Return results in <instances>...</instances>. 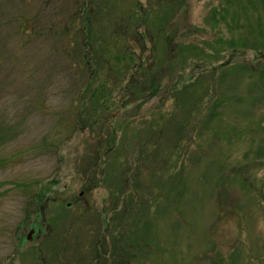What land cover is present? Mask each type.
Returning a JSON list of instances; mask_svg holds the SVG:
<instances>
[{"label": "rangeland", "instance_id": "obj_1", "mask_svg": "<svg viewBox=\"0 0 264 264\" xmlns=\"http://www.w3.org/2000/svg\"><path fill=\"white\" fill-rule=\"evenodd\" d=\"M248 2L0 0V264H264Z\"/></svg>", "mask_w": 264, "mask_h": 264}, {"label": "trees", "instance_id": "obj_2", "mask_svg": "<svg viewBox=\"0 0 264 264\" xmlns=\"http://www.w3.org/2000/svg\"><path fill=\"white\" fill-rule=\"evenodd\" d=\"M174 2V1H173ZM170 4V3H169ZM248 4L250 5V7L254 10V15L258 18V19H260L261 20V17H263L264 18V0H249V2H248ZM157 6V5H156ZM106 11L107 13H111L112 11H113V6H107L106 7V9H105V7H103V8H100V10H99V12L101 13V12H103V11ZM146 11V10H145ZM94 15L93 16H95L96 15V13H93ZM124 21H125V19H123V18H121V19H118L117 21H112V25L114 26V29L110 32V37H109V40H110V42L112 43V45H113V47L115 48V49H117V37H116V34H117V29L118 28H127L126 26H124ZM168 19H167V17H163L162 18V24H164L163 26H161V27H165V26H167L168 25ZM167 22V23H166ZM161 24V25H162ZM164 31L165 30H159L158 31V33H159V35H160V37L166 42V43H168L169 42V40L168 39H165L164 38ZM261 35V34H260ZM260 35H259V37H257V38H255L254 39V43L253 44H259V43H261L260 45H263L264 46V39H262V38H260ZM99 39V43H100V51H103L106 47H107V44H108V41L109 40H104V41H101V37L100 38H98ZM123 39V38H122ZM129 48H130V46L128 45V44H125V50L127 51V53H128V55L129 56H132L133 55V53L132 52H134V51H130L129 50ZM104 59H102V61H103ZM86 59H85V62H84V64H86ZM157 73V72H156ZM154 76H155V74L154 73H151V77L150 78H148V87H152V83H153V78H154ZM34 197V196H33ZM35 198V197H34ZM33 198V199H34ZM53 230V229H52ZM55 231V230H54ZM51 234V232L48 234V236ZM47 237V236H46ZM44 239H45V237H44ZM50 239V238H49ZM62 239V237H59L58 238V240H61ZM74 239V245H73V247H71V249L72 248H74V246H80V244L78 243L81 239H79V236H77V237H74L73 238ZM91 239V244H96L95 245V248L94 249H89V251H90V253H91V264H92V262L93 261H95L97 258H99L96 254H97V251H96V247H97V245H100V246H102V244H100L101 243V241H102V238L101 237H98V236H95V237H91L90 238ZM122 238L121 237H119L118 239H116V242H118L119 240H121ZM69 240H71V239H69ZM96 243H95V242ZM125 242H127V241H124L123 243H122V246H121V249H120V251L118 252H116V253H112L111 255H112V257L113 258H115V257H117V264H124V259L123 258H130V257H134V255H133V253H130V247H132L131 245H129V244H126ZM117 248H119V246H117ZM70 249V250H71ZM65 250V249H64ZM75 260L77 261V262H81V260H83L82 259V254L81 253H78L77 254V257L75 256ZM89 262V263H90Z\"/></svg>", "mask_w": 264, "mask_h": 264}, {"label": "water", "instance_id": "obj_3", "mask_svg": "<svg viewBox=\"0 0 264 264\" xmlns=\"http://www.w3.org/2000/svg\"><path fill=\"white\" fill-rule=\"evenodd\" d=\"M31 232H32V230H30L29 235H30ZM29 235H28V236H29Z\"/></svg>", "mask_w": 264, "mask_h": 264}]
</instances>
